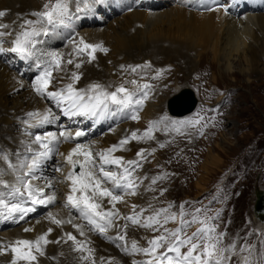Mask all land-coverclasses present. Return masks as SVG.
I'll return each mask as SVG.
<instances>
[{
    "label": "bare ground",
    "instance_id": "1",
    "mask_svg": "<svg viewBox=\"0 0 264 264\" xmlns=\"http://www.w3.org/2000/svg\"><path fill=\"white\" fill-rule=\"evenodd\" d=\"M157 1L158 3L154 5L152 10L150 9L152 12L147 13L148 10L147 8L138 9L145 11H137V12H133L132 14L130 13L129 15L130 20L128 19L124 20V22H126V25L124 24L126 26V28L124 29L125 32H127L132 28H133L132 30H135L134 29L135 25L138 22L142 26H145V28L147 25L150 26L149 28L150 30L147 32L146 35L147 38L146 44L143 38L146 34L145 32L146 30H139V31L135 30L136 32L135 35L142 34V38H140L142 39V41L139 39V37L138 38L137 36L135 37V35L134 37L131 38L123 36L122 32L116 30V28H114L111 24L107 26L108 29L106 30L104 29L102 30L101 29L102 27L101 28L96 27L95 29H91L88 32H84L83 30L81 31V28L86 25H88L91 28L95 26V19H94L95 17L93 16L100 17L99 15L100 10L105 9L104 14H109L110 5H112L114 8H118L116 5L113 4H117L119 0H106V3L95 4L91 9H87L84 7L85 3H91V0H69V8L72 13V19L74 20H70L63 26L61 25L55 26V28L58 31H54L51 34L50 40H49V35L45 37V35L42 34L39 37H36L38 43L36 44L35 48L36 47L40 48L41 51L45 52L46 48H48L49 51H51V47H52V50L56 51L57 48L53 49V47L57 39L62 40V44L63 43L65 44V39H66L67 44H65L64 47L58 48L60 53H63L65 51L63 53L65 61L69 58L73 59L74 61L76 60V62L81 61V58H75L74 56L75 55L73 53L74 44L73 43L71 44V41L68 39L70 35L68 31L70 32L77 31L76 34H74L72 37L73 41H75L76 43H78L79 39L83 37L84 41H86L87 43L102 44L105 48L109 47L111 49V53L109 55H102L100 51H97L95 53L96 59L93 60L91 63L88 62L87 56L85 55L84 60L86 61L84 62V66H83L84 70L82 69L84 72L83 73L79 72L81 74V78L74 85V87L77 89H86L90 84L93 83L104 85L108 87L110 91L115 90L116 87H118L123 83L128 85V81H124L122 78L124 77L123 75L124 71L122 70H125L127 68V66L125 65L127 62H129L127 60L129 56L143 57L147 55L146 58H148L149 61L150 59L155 61V63H152L153 61L151 60L150 65H152V67L154 66L153 70H156V72H158L159 74H161L165 70L164 69L162 72L158 71L161 68V63H160L161 57L165 56L166 53L173 52L174 55H176L175 57H177L179 60L182 61L185 60L187 62H190L191 56L189 54L192 51L197 52L196 54H198L199 57L202 53L200 52L201 53L200 54L198 50L207 51L208 49H211L215 59H219L223 57V59H226L227 62H229L233 54H240L242 60L245 61V63L247 64V68L249 70L252 69L253 71L256 70L258 67H260L259 66L260 43L264 45V38L263 39L259 38V35L257 34L258 31L254 30V28L255 26H257L258 30H261V33L264 34L263 13H259L256 15L257 19L256 18L255 19L257 21H254L255 19H252V17L254 16L252 17L245 16L240 20L230 15H227L226 12L222 10V8H218L214 11H210L212 13L189 10L186 8L187 2H189V0L188 1L178 0L174 3L175 7L172 10L161 12L158 11L162 8V5L159 2L163 3V6H165L166 3L163 2L162 0H157ZM190 2L192 4V0H190ZM41 3L42 0H0V11L6 13V15L0 17V25H8L7 28L0 27V32L5 33L4 36H0L1 47L5 49L4 52L0 53V58H1L0 59V170H3L4 175L6 176L5 181L9 183L10 188L11 186H18L17 178L21 176L22 172L24 171L23 169L20 168V165L26 159L30 158L37 150H41L38 144L33 143L34 137H31L33 134L43 136L42 132L45 131L44 129H47L46 134H48L49 132L58 135V133L60 132L53 130V127L59 128L61 131H68V129L63 128L61 123H56L54 121L55 118L51 121V125H50L51 129L49 127L43 126V124L41 126H37V124L36 126H30L28 123H25V121H29L30 119L27 115L30 112L44 113L48 110H51V112L56 111L52 106L54 101L49 98L38 95L35 92L34 87L29 86L30 79L27 80L28 74L25 77H19V73H18L19 71L12 72L13 70L9 68L10 66L12 67L14 64V59H15L14 57L20 56L17 53L11 52L10 49L15 46L14 41L17 39L20 32L22 31L21 25L24 24L25 20L35 21L38 19V17L32 15V13L40 12L39 10L41 7L40 5ZM196 6L199 8L200 11L208 10L205 9L206 7L205 1H201L197 3ZM77 7L84 9V11L77 12L76 11ZM121 7L122 6H120V8ZM119 10L121 11V9ZM87 17L90 18L86 19L85 22H81L83 21L84 18ZM92 17L93 19H91ZM124 25L123 27H125ZM223 29H224V35H221ZM132 33L134 34V31H132ZM242 36H246L248 39H245ZM249 40H251V44H248ZM56 44H57L56 46H59L61 43L57 42ZM166 45H168L169 48L166 47ZM35 48L33 49V52H35ZM6 53L7 55L5 56L4 54ZM136 53L137 55H135ZM37 59H40V61L44 63V61L47 58H45L44 54H41ZM143 59H145V57ZM106 60L111 61V67H108L107 66L108 64L106 65ZM2 61H6L7 64H9V67L4 65ZM28 62L29 64L27 65L24 64L23 67H25L26 70H28L30 73H35L34 57H32ZM147 64H149V62H147ZM96 65L98 66L99 69L100 68L102 69L101 72L95 70ZM121 66H123V68L125 67L126 68L123 69ZM167 70L164 71L163 77L166 76V82L168 81L173 82L175 76H173V78L172 76L168 78L169 75L171 74L169 73L170 68L168 71ZM72 72H78V71L73 64L70 65L66 63L64 64L63 71H54L53 80L49 88V91L58 90L63 86L67 85L68 83H70L71 81L69 77ZM168 86L169 85H167V87ZM165 90L166 88L164 89V91ZM155 97L156 95H150L146 101L147 102L151 101ZM167 101L168 98L165 100V103ZM146 104L147 103L144 102L145 106ZM61 106H63L64 109V105L62 104ZM155 110H156V106L152 105L151 107H148L145 113L142 115L143 122L140 121L141 125L138 126H136V124L134 123L129 124L131 122L130 118L126 124L120 123V121L123 120V118L129 116L127 110H125V112L122 113L120 111H117L115 108H113V112L115 114H108L103 118H99V119L82 116L83 118H86V122L92 121L93 125H98V127H96L98 132L91 135L92 130L91 128H88L87 134L78 138L75 137L73 140L60 143L57 146L58 150H60V152L64 154L60 155L54 152L51 155V157L45 160L44 163L41 165V167L34 173V176L38 177V179L36 181L32 179V183L35 186L44 187L45 185L51 183L52 185L51 188H45L46 195L53 192V190L56 188L57 192H55L56 193L55 203L50 204L48 206V208L45 211L47 212V215L40 216V221L36 222L35 220L34 222H31L25 220L21 224L10 228L11 232L8 234L7 233L1 234L2 233L1 232L0 247H3V243H7L8 241L11 240L13 241L17 238H21V237L35 238L37 236L44 235L45 232L48 233V229L51 228L54 231V234L53 236H51L50 234L46 233L47 240L49 241V243L44 246V255L46 254L47 257L44 259L42 258L43 255L41 256L37 254V259H41V261L39 263H34V264H77L73 256L70 255L65 248L63 249L62 253H59L57 242H55L56 235L59 234L65 235L68 230H73L72 226L65 223L62 227L59 226L58 228H56L55 224L52 223V221L48 217V214L51 213L50 211H48V209L50 208L49 210H52V214L56 216L58 219L68 220L69 218H71L73 220V223L84 225L85 232L90 234L93 241H96L93 242L94 244L98 246L101 245L107 249L114 248V245L113 246L109 245L106 242H104L100 237L94 236L93 232L88 230V226H86V223L81 222L77 215L70 212V209L65 207V198L70 190L69 189L70 182L66 180L64 169H66V167H69L70 169L71 167L66 163L65 156L73 147L76 146L77 143L84 144L91 138V136L94 139L91 141L92 144L90 143L91 145L89 144L88 145L91 147L93 154L95 155L101 150H106L112 145L118 144L121 139L125 137H130L132 132H137L135 130L136 128L140 129V131L141 129L142 131H146L151 125L158 123L157 121L150 123L148 122L149 118L155 116ZM164 115H166V113H163V116ZM169 116H173V115L169 114ZM111 117H113L112 121L110 120ZM108 121L110 122L111 125H113V122L116 123L117 125H119L118 123H120L121 125H119L118 131L113 132L112 136L111 134L103 136L102 134H104V132L108 130L107 128H105V125H107ZM31 123L35 124V121H31ZM144 124H146L145 127H143ZM19 126H26L27 133H23L19 131L18 129ZM69 129L72 130V132L73 130H78V128L72 126H69ZM28 130H31L32 135L31 134L29 135ZM108 131L112 132V129H109ZM99 134L100 136L102 135L103 137L98 139ZM158 136L159 135H156L155 137ZM163 141L164 139L159 140V142H163ZM165 145L168 146L169 144H165ZM28 146H31L32 148L31 152L27 150ZM146 146L147 144L142 143L141 140L131 141L129 144L125 146L124 150L116 151L115 153H113V155L115 157H123L125 161L137 160L139 159L137 157V153ZM5 154L8 157L7 161L2 158V156ZM9 156H11L12 158L9 159ZM210 160H211L210 163L208 161V164H210V166L216 165V162L218 163L216 157L210 156ZM9 163H11V165H13L14 167L11 168L8 167ZM52 164L55 165V169L58 167L60 171H61L60 168L62 167L63 170L61 172L59 170H58L59 172L57 171L58 173H60V175L56 173V175L51 176V174H49L47 170L43 169L44 166L46 165L51 166ZM110 166L112 167L113 170L114 165H110ZM135 177L137 178L136 175ZM60 179L61 181L58 182ZM0 192L4 193L3 196L4 198L10 197L9 191L4 189L2 185H0ZM137 193H138L137 195H133V196L126 195L124 198L125 199L124 203L116 204V208L119 210L122 216L128 215L125 214V212L133 210L132 205H136L138 203L140 204V201L144 200L143 197L145 193L141 190V188L140 191L139 190L137 191ZM105 207H111L107 203V201H105ZM119 222L120 224H123L125 221L119 220ZM25 228H30L32 230L26 232L24 231ZM118 231L120 230L117 228L109 229L107 235L113 237L114 234H116ZM146 232L148 231H146V228L143 227L137 226V229L133 228L132 226L128 227L127 235L131 236L129 243L132 240H134L136 236L144 237ZM75 235L76 236L80 235L77 230L75 231ZM113 243L118 245L117 241H114ZM118 248L115 247L116 250ZM121 250L119 251L121 252ZM124 256L126 257V261L128 260V263L127 262L124 263L123 260L120 261L124 264L126 263L130 264L131 262L129 261L130 259L129 254H126L124 252Z\"/></svg>",
    "mask_w": 264,
    "mask_h": 264
},
{
    "label": "rangeland",
    "instance_id": "2",
    "mask_svg": "<svg viewBox=\"0 0 264 264\" xmlns=\"http://www.w3.org/2000/svg\"><path fill=\"white\" fill-rule=\"evenodd\" d=\"M162 1L165 2L166 5L163 6V3L159 2L162 5V8L158 11H170L175 7L174 0V2L172 0ZM45 2L48 3V0H42L39 11L44 10ZM53 2H55V0H53ZM113 8L114 7L110 5L109 14H102L99 12L100 17L93 16L95 17V26L91 28L86 25L81 28V31L83 30L84 32H88L91 29H95L96 27H102V30H106L108 29L107 26L111 24L114 28H116V30L122 32L123 36L131 38L134 37L136 33L135 30H146V34L143 37L146 44V35L150 30V26L147 25L145 28V26H142L138 22L135 25V30H132L133 28L127 32L124 30L126 28V22H124V20H130V13L132 14L133 12L145 10H138L141 8H137L136 10L133 9L126 12V9L122 10L121 7V11H125V13L114 15L112 17L109 16L110 18H105L104 15H113ZM151 10H147V13L152 12ZM214 10H199L197 12L212 13L210 11ZM245 16H254L252 19L256 18V15L250 16L249 14H245L240 16L238 19L241 20ZM93 17L91 19H93ZM88 18L90 17L84 18L81 22H85V20ZM256 19L254 21H257ZM123 25L125 27H123ZM254 30L258 31L257 34L259 35V38H264V34L261 33V30H258L257 26H255ZM132 31H134V34ZM221 35H224V29L222 30ZM136 36L137 38L139 37V39L142 38V34H137L135 37ZM242 37L248 39L246 36ZM140 40L142 41V39ZM57 42H60L61 44L56 46ZM65 44H67L66 39ZM65 44H62V40L57 39L53 49L57 48L56 51L59 52L58 48L64 47ZM248 44H251V40L248 41ZM166 47L169 48L168 45H166ZM107 49V53L101 51L100 53L102 55H109L111 53V49L109 47ZM53 51L55 50H52L51 47L50 52ZM198 51L199 53H202H200L201 55L199 57L198 54H196L197 52L194 51L189 54L191 56L190 62L179 60L177 57H175L176 55H174L173 52L166 53L165 56L161 57V68L158 71L162 72L164 69V71H166L170 68L169 73L171 74L168 78L171 76L173 78V76H175V79L173 82H166V76L163 77L164 71L159 74L158 77L161 80H156V82H158H155V84H157L156 89L153 90L154 94H151L156 95V97L151 101H145L147 103L146 106L143 105L140 111H138L140 119L136 120L135 122L131 121L129 124L134 123L136 126L141 125L140 121H142V115L145 113L147 108L151 107L152 105L156 106L155 116L149 118L148 122H159V120L154 118L163 116V113L169 115L167 102L165 103V100L167 98H171L185 87L191 88L193 90L194 95L197 98V104L200 103L201 105L200 114L202 112V114H205L206 116L198 129H195L182 136H174L172 140L165 143L169 144L168 146L165 144V147H160V145L158 146L157 139L156 142H152L153 146H149V148L147 146L142 148L141 150L151 151V155L146 159L145 162L143 161L144 159L140 160L141 166L137 168L139 172L136 174V176L140 181L142 179V173H144L146 176L143 178L142 184L144 186V191L146 190L145 192H147V197H149V203L156 202L155 207L158 209H168L170 213L176 214L177 216L183 214L185 220H192L193 216L197 215V210H200V207L204 206L208 211L209 216H202V214L199 212V217L201 220H203L205 217H210L212 220L217 219L215 225L217 226V229L220 226H225V229L228 228L227 230L229 235L226 240H232L233 243L230 242L229 244L225 245V247L227 248L232 244L236 245L235 253L228 254L231 256V259L237 260L248 257L250 263L254 264L257 262L256 264H264V221H260L255 213V203L258 199V196L264 193V45L260 43V67L253 71L252 69L249 70L247 68V64L244 60H242L240 54H233L234 57L232 56L231 60L227 62V60L223 59V57L215 59L211 49H208L207 51ZM42 54H47L46 50L45 52L42 51ZM4 55L6 56L7 53ZM135 55H137V53ZM144 57L145 59H143ZM146 57L147 55L143 57L129 56L127 58L129 61L125 65L127 68L125 67L126 69L123 68L125 70H122L124 71V77H122L124 78V81L129 82L132 81L136 76H143L145 81L140 80V82L143 85L149 84V81L151 80L150 73L154 66L152 67V65H150L152 59L149 61V59ZM45 58H47L46 55ZM85 61L86 60H84V62ZM84 62L80 70L82 73L84 72ZM147 62H149V64H147ZM2 63L9 67V64H7L6 61H2ZM152 63H155V61ZM106 65L111 67V61L106 60ZM140 66H143L144 68L141 69ZM132 67H137L136 72L139 73L138 75L131 76L133 72L129 69ZM9 68L13 70L12 72L19 71V77H25L28 74L27 80H34H32L31 83L29 81V86L33 87L36 79L35 73H30L25 67L15 63V61L13 66H10ZM95 70L100 72L102 71V69H99L97 65ZM77 71H79V69H77ZM167 85L169 86L167 87ZM133 86L134 85L130 84L129 88H132ZM165 88L166 90L164 91ZM217 100L221 101V103L218 105V108H216V105L214 106V103ZM61 105L62 104L59 105V108L63 110V106ZM52 113L56 117L55 111ZM129 118V116L123 118L120 123L126 124ZM164 118H166V116ZM65 120L66 121L64 123H67L68 118L65 117ZM120 123L119 125H121ZM85 124L91 125V135L98 132L96 128L98 125H93L92 121H87ZM41 125L42 124H37V126ZM50 125L51 122L43 124V126L49 128ZM61 125L63 126L62 123ZM119 125H116V127L113 126L111 128L112 132L107 130L102 135L105 136L111 134L112 136L114 131L119 130ZM106 126L107 125H105V128ZM18 129L23 133H27L26 126H19ZM44 130L45 131L42 133L43 136H46L47 129ZM53 130L61 132L59 128L53 127ZM70 131L72 132V130L68 129V132ZM34 135L37 136L36 134H33L31 137ZM102 135L100 136L99 134L98 139L103 137ZM90 139L87 141L89 143L86 142L84 144L91 145V141L94 138L91 136ZM58 152L62 153L60 150H58ZM210 156L217 158L218 163L216 162V165L210 166V164H208V161L209 163L211 161ZM10 158L12 157L9 156V159ZM143 163L145 164L143 165ZM43 169L47 170L51 176L56 175V173L60 175V173H58L60 170H57L59 168L55 169L54 164L51 166L46 165L43 167ZM60 169L61 171L63 170L62 167ZM165 174H167L165 179L157 180L156 184H152V180L154 178L165 176ZM60 181L61 179L58 182ZM140 188L141 186L139 185L137 191H140ZM53 191L57 192L56 188ZM136 206V209H138L139 203L136 204ZM49 209L48 211L52 213V210ZM191 209H194L196 213L191 211ZM213 210H216V212L210 214L213 212ZM130 212L132 211H127L125 214H130ZM45 215H47V212H44L40 216ZM27 220L31 222L36 220L37 222L40 221V217L31 216ZM210 221L211 219L209 222ZM68 225L72 226V224ZM55 227L58 228L59 226L55 224ZM132 227L137 229V226L132 225ZM165 227L168 229H176L179 227V223L169 222L167 225H165ZM200 227V224H193L186 229V234ZM10 232L11 230L9 228L7 231L2 232L1 234H8ZM148 233L149 232H146L144 237H146ZM221 233L222 231L218 232V234ZM53 234L54 231L52 230L50 235L53 236ZM160 234V232H154L150 236V239L146 238L141 240V245L143 248L149 247L148 242ZM243 243L246 245L249 251H241V249L244 248ZM113 245L114 248L112 249H115V247L118 248V245L120 244ZM121 249L122 248L120 247L117 250L115 249L116 252H119L120 256H122L121 252L123 251ZM119 250H121V252ZM160 251L163 252L164 249H160ZM144 257H146V255L143 253L134 254V260L143 259ZM115 258L116 257L110 259L109 261H111L113 264H124L125 262L128 263V260L126 261V257H120L116 262L114 261ZM120 260H123L124 263H122Z\"/></svg>",
    "mask_w": 264,
    "mask_h": 264
},
{
    "label": "snow or ice",
    "instance_id": "3",
    "mask_svg": "<svg viewBox=\"0 0 264 264\" xmlns=\"http://www.w3.org/2000/svg\"><path fill=\"white\" fill-rule=\"evenodd\" d=\"M106 0H91V3H85V8L91 9L95 4H104ZM77 12H82L84 9L77 7ZM6 15L5 12L0 11V17ZM38 17L37 20H25L21 25L22 31L17 39L14 41L15 46L10 49L11 52L17 53L21 57H29L34 55L33 49L38 43L36 37L46 35L49 31V26L55 27L57 25H65L72 19V13L69 8V0H48L44 5V10L32 13ZM2 28H7L8 25H0ZM4 32H0V36H4ZM74 44V54L76 57L87 56L88 62L96 59L95 53L101 51L108 52L102 44H91L84 41L83 38ZM5 49L0 47V53ZM47 59L44 61L45 67L42 74L36 79L33 87L35 92L42 96L55 101L58 105H64V114L67 116H84L91 118H103L108 114H115L113 108L117 111L125 112V110H132L130 118L132 120H139L138 110L143 106L144 100L147 99L148 93L143 92L142 96L138 93L141 89H148L149 85H138L137 81H129V84L136 85V88L126 87L124 84L119 85L115 90H109L108 87L93 83L86 89H77L74 87L81 74L72 72L70 74V83L64 87L49 91L53 80L54 71H63L64 64H73L76 69L83 65V61L76 62L69 58L65 61L62 53L53 51L45 54ZM71 55V54H70ZM123 68V66H121ZM139 67V66H137ZM137 67H132V72L137 71ZM30 118L25 121L30 126L36 124L50 123L54 118L51 110L44 113L30 112L27 114ZM35 121L36 124H32ZM185 123H193L187 121ZM155 124L151 125L142 135L137 132H132L130 137H125L119 141L118 144L112 145L106 150H101L97 154H93L91 147L84 144L77 143L68 154L65 156L66 163L71 166V171L66 175V180L69 183V192L65 198V207L74 209L88 226L89 231H96L105 238L113 241H121L118 246L129 255L135 253H143L149 259L144 261L143 264H228L231 256L229 253L234 254L236 245L225 248L221 247L222 240L220 235L215 234L214 225L209 224L210 217H205L203 220L199 217L200 210H197V215L193 216L192 220H185L183 214L177 216L168 211V209H160L155 211L152 215L141 219L145 209L136 212V205H132V213L127 216H122L116 208L117 203H124L126 195H137V179L134 177V169L140 167V160L144 159V150L137 153V160L125 161L123 157H115L113 153L119 150H124L125 146L131 141L152 139V128ZM84 133L76 131L74 134L68 131H61L58 135L55 133H48L46 136H35L33 143L40 146L41 150H37L30 158L26 159L20 168L24 171L21 176L17 178L18 186H11V195L19 197H27L33 206L35 205H48L56 201L55 191L50 194L45 193V188H51V183L44 187L35 186L32 179H35L34 173L41 167L45 160L58 152V145L62 142L70 141L73 137H81ZM160 147H164L163 144ZM32 151L31 146L27 149ZM4 160H8L7 155H3ZM109 165L117 166L116 171L110 170ZM9 167H14L9 163ZM80 171L77 172L76 169ZM122 169V171H121ZM59 170V169H57ZM4 172L0 170V185L5 188L10 185L3 179ZM165 176H160L152 180V184H156L157 180L165 179ZM166 191V189H165ZM4 193L0 192V197ZM105 201L111 207H105ZM151 207V206H150ZM0 208L7 210L9 218L14 214H19V219H24V216L30 212L35 211V207H25L21 203H8L5 199L0 198ZM52 223L57 226H63L65 223L73 224L81 236H85V226L73 223V220L58 219L52 213L48 214ZM119 220L126 221L123 225H118ZM130 222L133 226H139L146 229H152L155 232H160L159 236L151 239L149 247L141 248L137 242L133 241L131 246L127 243V228ZM169 222H178L179 227L176 229H168L165 227ZM193 224H200L201 227L197 229L191 236L186 234V229ZM119 227L120 231L117 232L115 237L108 236L109 229ZM30 228H25L24 231H31ZM52 229H48L50 234ZM47 234L39 236L36 240H17L14 245H9L11 251L16 254L17 259L28 262L37 261V254L44 255V246L49 243ZM67 239L72 241L75 245L76 251L87 252L83 257L84 260L96 261L92 259L93 250L87 246L88 241H79L77 237L71 233H66ZM57 243L59 241H56ZM187 248V251L182 249ZM160 249H164L163 252ZM7 249L0 247V253ZM241 251H249L245 248ZM16 264V260L12 262ZM133 264H141V262L134 261ZM243 264H250L248 257L243 258Z\"/></svg>",
    "mask_w": 264,
    "mask_h": 264
},
{
    "label": "water",
    "instance_id": "4",
    "mask_svg": "<svg viewBox=\"0 0 264 264\" xmlns=\"http://www.w3.org/2000/svg\"><path fill=\"white\" fill-rule=\"evenodd\" d=\"M184 92H186V91H184ZM173 100H175V99H173ZM194 101V102H193ZM192 102H191V105H189V107H188V109L187 110H191L192 109V107L194 106V103H195V100H193ZM257 208H261L260 210H261V212H263L264 213V201H263V197H261L259 200H258V202H257Z\"/></svg>",
    "mask_w": 264,
    "mask_h": 264
}]
</instances>
